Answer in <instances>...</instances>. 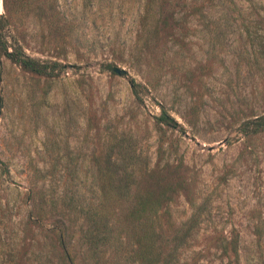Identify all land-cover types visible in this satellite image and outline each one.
<instances>
[{
  "label": "rangeland",
  "instance_id": "1",
  "mask_svg": "<svg viewBox=\"0 0 264 264\" xmlns=\"http://www.w3.org/2000/svg\"><path fill=\"white\" fill-rule=\"evenodd\" d=\"M162 1L164 23L137 40L141 0H55L78 25L62 43L64 66L44 79L1 59L0 259L45 248L46 230L66 220L46 205L44 220L26 222L30 167L45 172L47 190L90 196L93 160L122 132L149 157L141 188L169 189L164 234L194 215L177 264H264V0ZM33 22L26 15L10 35L28 57L49 60ZM161 107L176 128L159 122Z\"/></svg>",
  "mask_w": 264,
  "mask_h": 264
},
{
  "label": "trees",
  "instance_id": "2",
  "mask_svg": "<svg viewBox=\"0 0 264 264\" xmlns=\"http://www.w3.org/2000/svg\"><path fill=\"white\" fill-rule=\"evenodd\" d=\"M247 5L251 0H245ZM6 14L0 15V65L4 58L20 71L51 78L61 68L65 58L64 43L75 37L78 25L67 23L55 0H1ZM162 0H141L135 21L137 40L150 39L157 32L165 16ZM229 11H244L229 9ZM201 11V10H200ZM33 18L31 38L38 44L39 52L49 60H36L23 52L18 39L11 33L22 28L23 18ZM248 39H252L248 27ZM135 84L130 83L132 92ZM161 124L169 123V117L161 107ZM255 129L263 126L260 120L251 122ZM249 122L243 123V128ZM95 189L90 196H83L50 187L44 188L47 175L37 167H30L29 188L24 194L27 201L26 222L44 220L43 208L61 209L66 216L59 226L51 224L46 230L48 246L27 253L6 254L0 264H177L179 250L190 238L196 225L194 215L164 234L159 217L168 198L164 186L158 193L142 189L150 177V160L139 149L130 135L115 132L108 141L103 156L93 160ZM2 174L6 167L0 162ZM40 182V185L38 184ZM25 222V223H26ZM78 227V235L71 239L68 230ZM227 248V247H226Z\"/></svg>",
  "mask_w": 264,
  "mask_h": 264
},
{
  "label": "water",
  "instance_id": "3",
  "mask_svg": "<svg viewBox=\"0 0 264 264\" xmlns=\"http://www.w3.org/2000/svg\"><path fill=\"white\" fill-rule=\"evenodd\" d=\"M62 66H64V65L62 64ZM110 71L113 72L114 74H116L117 76H120V77H126L128 75V72L125 69L119 68L118 66H115V65L110 68ZM169 123L174 128H176L178 126L177 122H175L173 119H171V117H169ZM179 133L181 135L186 136V133H185L183 128H179Z\"/></svg>",
  "mask_w": 264,
  "mask_h": 264
}]
</instances>
